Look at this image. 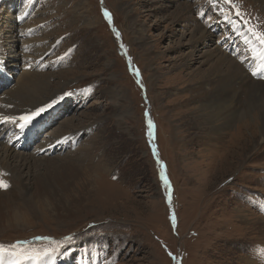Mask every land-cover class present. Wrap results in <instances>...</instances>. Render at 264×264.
I'll use <instances>...</instances> for the list:
<instances>
[{"label":"rangeland","instance_id":"1","mask_svg":"<svg viewBox=\"0 0 264 264\" xmlns=\"http://www.w3.org/2000/svg\"><path fill=\"white\" fill-rule=\"evenodd\" d=\"M177 6L185 8L177 20L157 21ZM223 6L242 30L264 33L258 0ZM197 26L206 36L193 48L183 34ZM230 28L210 0H0V106L9 104L2 114L71 93L23 134L0 126V147L41 168L47 159L98 167L94 179L74 182L67 199L80 212L67 223L44 206L29 203L16 216L21 205L3 204L0 245L48 237L62 253L55 264H264L263 123H229L213 142L202 112L187 104L196 82L210 77L201 54L218 60L219 51L254 68V53ZM258 74L249 73L264 82V70ZM250 96L251 106L264 104ZM0 173L6 193L13 176Z\"/></svg>","mask_w":264,"mask_h":264},{"label":"bare ground","instance_id":"2","mask_svg":"<svg viewBox=\"0 0 264 264\" xmlns=\"http://www.w3.org/2000/svg\"><path fill=\"white\" fill-rule=\"evenodd\" d=\"M258 1L264 6V0ZM184 9L185 8H183V6H177L169 17H162L157 21L161 23L166 20H170L171 16L173 19L177 20V17L181 14V12L183 13ZM230 25L231 28L228 30H230V33L232 34L231 36L238 38V41L242 43V36L240 33L233 30L232 24ZM236 26L239 27L237 24ZM197 27L198 28L190 30L189 35L185 36V34L182 33L184 37H187L189 46L193 48L196 47L198 41L201 38L206 36L205 31L202 30L200 26ZM28 32L29 30H27L21 36H25L28 34ZM181 43L182 41L179 44ZM247 47L248 50L251 51L248 45ZM227 48H230V46H227ZM198 53L199 51L197 50L186 53L184 55L186 58L182 65H185L193 57L195 58L196 56H199ZM216 54L219 55L218 60L214 59L213 57H202V54L200 55L201 63L211 61V66L208 68V74L210 77L196 82V85L190 90V96H188L189 101L187 103L188 105L197 106V109L202 112L201 117L203 120L201 118L200 119L202 122H205V125L207 124L206 126H209V132L213 136V138L209 139L213 142L219 139L215 138L216 136H219L218 131H226V129L229 127V123L244 120L242 124H240V128L246 129V126L252 128V121L259 119L264 126V104L261 103V100L260 102L254 100V102L258 104H256V107L251 106L249 103L252 102L251 98L253 99V97L250 95L253 92L261 95V97L264 98V82L255 80L249 75V73L254 75L257 74V77H259L260 74L258 73L264 70V63L258 59H254V55L251 56V60L248 65H251L254 68H251L248 72L244 71V69H242V67L234 61L229 60L225 54H222L219 51ZM224 61L226 63L225 65L223 63ZM32 69H34V67ZM244 99L248 100L246 104L243 102ZM154 101H159L157 96L154 97L153 102ZM41 103L43 102L34 105H28L26 109L18 111L17 113H13L11 116L25 115L37 109ZM2 105L3 106H0V117H5L3 115L4 113L2 114V112L6 113L4 107H8L9 104H6L5 102ZM215 123H219V125H215ZM12 125L15 124L11 122L0 123V126L2 128L4 127V129L13 127L18 130L17 127ZM29 132L30 131H28V133ZM209 139L207 140L210 141ZM56 140H58V138ZM207 142L203 144L207 145ZM213 142L211 143L213 144ZM56 147L58 148V146L54 144L50 149V152H55ZM43 150L44 149H40L39 153H42ZM92 167L89 165L87 167L83 166L73 159H47L41 168V164H31L30 161L28 162V159L22 158V156L18 154L12 153L11 148L8 146L5 148L0 147V168L8 171L11 173L10 176H13L9 191L6 193L0 192V213H3V204L8 207L21 205L24 214L17 213L15 215L24 216L30 211L29 203H31L33 204L34 208H40L42 206H44V208L47 207V209L49 208V212L54 213V215L58 218L59 223L66 222L65 219H71L78 212H80V210L78 212L74 211L73 207L71 206L72 202L69 203L67 199L71 190L75 188L73 184L74 182H78L83 176L89 177L90 180H92V178L94 179V177H97L98 173L96 170H98V167L97 169ZM14 188L17 190H14ZM27 195L31 199L30 202L25 198Z\"/></svg>","mask_w":264,"mask_h":264},{"label":"snow or ice","instance_id":"3","mask_svg":"<svg viewBox=\"0 0 264 264\" xmlns=\"http://www.w3.org/2000/svg\"><path fill=\"white\" fill-rule=\"evenodd\" d=\"M212 4V10L219 11L222 14L223 20L226 23L233 25V30L240 33L246 45H248L251 51L254 53V59H258L264 63V33L256 30L255 28L249 27L245 24L246 31L236 26V21L229 15V10L225 9L224 4H231V0H210ZM218 3L220 6L217 8ZM236 16H240L239 10L235 11ZM105 18L111 24V17L107 11H104ZM115 31V30H114ZM119 38V33H116ZM139 75V72H136ZM71 93H63L58 100H54L46 105H43L34 111H31L25 115L19 116H5L0 117V123L11 122L19 129V134H23L33 121L39 117L42 113L48 111L53 107L54 104L63 101L66 97L70 96ZM148 114L146 113V116ZM153 127L151 120L148 121V128ZM4 173H0V176ZM163 176V173H162ZM115 178V177H114ZM165 184L167 180L165 179ZM8 184L0 179V190H6ZM169 200L171 199V192L169 191ZM46 242L49 245H56L55 247L37 248L31 245L35 242ZM60 253L59 242L51 240L48 237H36L33 241H18L9 246L0 245V264H55L57 255Z\"/></svg>","mask_w":264,"mask_h":264}]
</instances>
